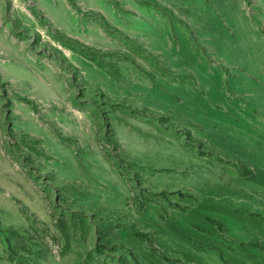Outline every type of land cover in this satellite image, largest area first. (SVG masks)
I'll return each instance as SVG.
<instances>
[{"label":"rangeland","instance_id":"obj_1","mask_svg":"<svg viewBox=\"0 0 264 264\" xmlns=\"http://www.w3.org/2000/svg\"><path fill=\"white\" fill-rule=\"evenodd\" d=\"M0 264H264V0H0Z\"/></svg>","mask_w":264,"mask_h":264}]
</instances>
